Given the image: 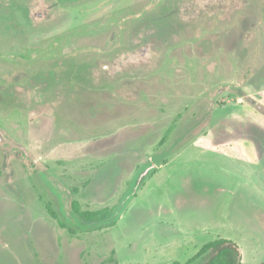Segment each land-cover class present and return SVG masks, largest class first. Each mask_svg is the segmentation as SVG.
Returning <instances> with one entry per match:
<instances>
[{
    "label": "rangeland",
    "instance_id": "1",
    "mask_svg": "<svg viewBox=\"0 0 264 264\" xmlns=\"http://www.w3.org/2000/svg\"><path fill=\"white\" fill-rule=\"evenodd\" d=\"M220 239L264 264V0H0V264Z\"/></svg>",
    "mask_w": 264,
    "mask_h": 264
},
{
    "label": "trees",
    "instance_id": "2",
    "mask_svg": "<svg viewBox=\"0 0 264 264\" xmlns=\"http://www.w3.org/2000/svg\"><path fill=\"white\" fill-rule=\"evenodd\" d=\"M73 207L77 209V213H79L82 218L96 223L110 219L113 212V210L110 211L109 209L94 212H81L78 202H74ZM49 209L52 216L56 218V214L51 208ZM61 226H64V224H61ZM198 259L204 260L202 264H242L241 251L235 243L226 239L215 240L204 245L199 253L186 264H193ZM112 264L119 263L117 261H112Z\"/></svg>",
    "mask_w": 264,
    "mask_h": 264
},
{
    "label": "crops",
    "instance_id": "3",
    "mask_svg": "<svg viewBox=\"0 0 264 264\" xmlns=\"http://www.w3.org/2000/svg\"><path fill=\"white\" fill-rule=\"evenodd\" d=\"M202 249V248H201Z\"/></svg>",
    "mask_w": 264,
    "mask_h": 264
}]
</instances>
